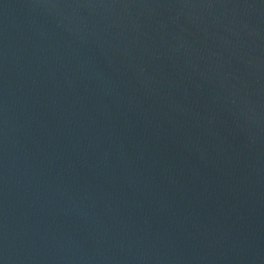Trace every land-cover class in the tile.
<instances>
[{
	"label": "water",
	"instance_id": "1",
	"mask_svg": "<svg viewBox=\"0 0 264 264\" xmlns=\"http://www.w3.org/2000/svg\"><path fill=\"white\" fill-rule=\"evenodd\" d=\"M0 264H264V0H0Z\"/></svg>",
	"mask_w": 264,
	"mask_h": 264
}]
</instances>
